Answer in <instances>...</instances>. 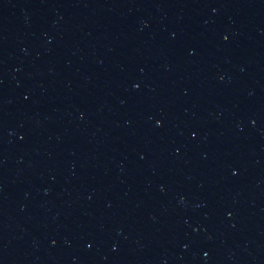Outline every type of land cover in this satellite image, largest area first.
I'll return each mask as SVG.
<instances>
[{
  "label": "water",
  "instance_id": "obj_1",
  "mask_svg": "<svg viewBox=\"0 0 264 264\" xmlns=\"http://www.w3.org/2000/svg\"><path fill=\"white\" fill-rule=\"evenodd\" d=\"M0 264H264V0H0Z\"/></svg>",
  "mask_w": 264,
  "mask_h": 264
}]
</instances>
